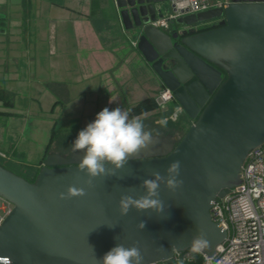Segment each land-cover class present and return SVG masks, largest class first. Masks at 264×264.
Returning <instances> with one entry per match:
<instances>
[{
	"label": "water",
	"instance_id": "water-1",
	"mask_svg": "<svg viewBox=\"0 0 264 264\" xmlns=\"http://www.w3.org/2000/svg\"><path fill=\"white\" fill-rule=\"evenodd\" d=\"M164 1L115 5L122 28L191 125L178 139L153 135V146L91 186L78 170L83 152L48 155L33 181L0 165V198L12 206L0 225V264H99L116 244L137 242L144 264H159L189 251L198 234L209 242L200 253L207 258L226 240L212 205L240 185L248 155L264 146V0H229L179 17L168 31L151 25L169 13ZM177 160L183 184L174 191L161 184L164 211L122 216L121 196L143 194L141 182L153 171L166 175ZM73 185L86 195L62 199Z\"/></svg>",
	"mask_w": 264,
	"mask_h": 264
},
{
	"label": "crops",
	"instance_id": "crops-1",
	"mask_svg": "<svg viewBox=\"0 0 264 264\" xmlns=\"http://www.w3.org/2000/svg\"><path fill=\"white\" fill-rule=\"evenodd\" d=\"M0 13V161L24 165L17 175L33 181L48 155L70 154L72 145L59 150L55 142L70 141L105 107L130 110L145 128L175 131L156 124L162 110L140 112L162 87L122 28L114 0H0ZM26 155L35 161L23 162Z\"/></svg>",
	"mask_w": 264,
	"mask_h": 264
},
{
	"label": "clouds",
	"instance_id": "clouds-1",
	"mask_svg": "<svg viewBox=\"0 0 264 264\" xmlns=\"http://www.w3.org/2000/svg\"><path fill=\"white\" fill-rule=\"evenodd\" d=\"M166 117L156 121L160 127H167ZM151 130H147L143 121L130 115V110L115 107L103 108L96 114L95 119L79 131L72 144V152H83L79 161V172L88 177V185H92L97 177H109L116 174L129 161L142 151L149 149L156 143ZM181 163L173 161L166 168V175L159 171L152 172V178L144 179L139 185L144 190L141 195L124 194L119 200V209L122 216L130 210H151L156 213L164 211V202L160 199V186L164 184L169 190L182 186L183 181L178 179ZM135 192V188L131 189ZM62 199L83 197L84 188L69 186L66 193H61ZM138 227L142 230L145 223L141 221ZM209 247L208 240L203 234L194 236L189 246V254L194 257ZM175 251V249H174ZM99 264H144V256L137 243L126 247L118 243L98 260ZM180 264H183L181 261Z\"/></svg>",
	"mask_w": 264,
	"mask_h": 264
},
{
	"label": "built area",
	"instance_id": "built-area-1",
	"mask_svg": "<svg viewBox=\"0 0 264 264\" xmlns=\"http://www.w3.org/2000/svg\"><path fill=\"white\" fill-rule=\"evenodd\" d=\"M116 0H114L115 2ZM229 0H218L213 8L223 7ZM170 10L151 23L155 28L168 31L179 17L202 13L210 9L208 0H165ZM136 46L135 41H131ZM163 106L173 102L169 90L159 94ZM176 107L171 119L181 114ZM241 183L210 210L212 220L226 230V240L217 247L212 258L202 256V264H264V146L248 155L240 172ZM11 204L0 198V225L11 211ZM193 264L189 251L178 252L167 262L159 264Z\"/></svg>",
	"mask_w": 264,
	"mask_h": 264
},
{
	"label": "rangeland",
	"instance_id": "rangeland-1",
	"mask_svg": "<svg viewBox=\"0 0 264 264\" xmlns=\"http://www.w3.org/2000/svg\"><path fill=\"white\" fill-rule=\"evenodd\" d=\"M217 1L218 0H208V4H209V6H210V8H213L215 5H216V3H217ZM5 27V23H3V28ZM163 89L161 88L160 89V91H159V93L157 94V100H159V94H160V92L162 91ZM127 96V95H126ZM75 102V101H74ZM160 104V103H159ZM171 103H169L168 105H165V106H169ZM69 105H71V108H72V106H73V102H68V106ZM160 105H163V104H160ZM171 105H174L175 106V103L174 104H171ZM170 105V106H171ZM70 107H68L67 108V111L68 112H70V111H72V109H71ZM50 109V102H46L45 104H44V112H43V114H39L38 112H36V106L35 105H33V110L35 111L34 113H35V115L38 113V115L41 117V118H46V112H48V110ZM87 113V112H86ZM88 114V113H87ZM92 115V114H91ZM88 115L87 117H86V123H85V125L84 124H82V126H79L80 128H82V129H84L87 125L86 124H88V123H90V122H92L94 119H95V115ZM54 117H56L55 115H53L52 116V120H53V118ZM171 120H173V121H175L176 120V118H172ZM150 122V121H149ZM152 125V124H151ZM153 127V126H152ZM188 127L189 126H185L180 132H177V133H175V131H165V130H159L158 128H150V127H146V129L147 130H151L152 131V133H153V135H158V136H162V135H165V134H170V133H172V135L173 136H175L176 138L178 137V138H181L182 137V135L186 132V130L188 129ZM65 128H70V127H68V124L66 125V127ZM68 130H70V129H68ZM74 135V134H73ZM76 137H77V134H75L73 137H72V139L70 140V141H66L65 140V138L66 137H64V138H60L57 142H55V148L56 149H59V150H65V149H69V147L73 144V142H74V140L76 139ZM177 138V139H178ZM15 148H16V151L17 152H19V149H18V145H17V147L15 146ZM72 151V150H71ZM70 152V151H69ZM35 158H34V156L32 155V156H23V158H21V160L23 161V162H25V163H27V162H34L35 160H34ZM17 162V161H16ZM0 165L1 166H3V167H6V169L8 168V169H10V171L11 172H15V174L16 173H18L17 171H19L20 169H22L23 168V166L24 165H22L21 167L20 166H18V165H14V166H8V165H6L5 166V164H4V162H2V161H0ZM23 173V172H22ZM25 175V174H24Z\"/></svg>",
	"mask_w": 264,
	"mask_h": 264
},
{
	"label": "trees",
	"instance_id": "trees-1",
	"mask_svg": "<svg viewBox=\"0 0 264 264\" xmlns=\"http://www.w3.org/2000/svg\"><path fill=\"white\" fill-rule=\"evenodd\" d=\"M4 19H5V15L3 13H0V29H3V23H4ZM173 102H171L172 104ZM170 104V105H171ZM176 105H171V106H163L158 104L157 100L152 102L150 101L149 103H147L144 107L141 108V113L144 112H149L152 110H162L163 112L161 113L162 118L166 117L168 120L167 123V128L172 129V130H182L185 127V122H187L185 119V116H181V114H179L176 118L175 121L171 120V116L174 113L175 109H176ZM189 123V122H188ZM194 263L193 264H202L203 262V258L200 254L194 256Z\"/></svg>",
	"mask_w": 264,
	"mask_h": 264
}]
</instances>
